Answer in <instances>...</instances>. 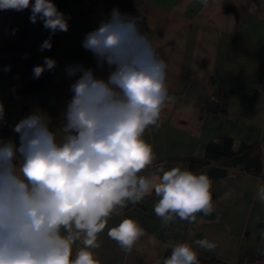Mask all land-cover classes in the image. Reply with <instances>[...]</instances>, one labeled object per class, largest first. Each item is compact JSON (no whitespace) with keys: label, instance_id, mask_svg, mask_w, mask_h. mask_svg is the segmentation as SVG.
I'll use <instances>...</instances> for the list:
<instances>
[{"label":"clouds","instance_id":"clouds-1","mask_svg":"<svg viewBox=\"0 0 264 264\" xmlns=\"http://www.w3.org/2000/svg\"><path fill=\"white\" fill-rule=\"evenodd\" d=\"M26 9L30 22L42 21L49 32L40 45L42 53L51 50L57 33L69 31L70 15L53 0H0V10ZM141 24L138 15L113 7L82 40L97 67L107 66V76L98 77L82 64L66 66V76L74 79L58 125L36 109L15 123L14 138L0 140V264H100L91 250L100 247L98 235L108 219L153 190L159 197L154 212L165 225L175 217L192 223L197 214H211L207 175L179 167L159 169L162 176L140 175L156 159L144 133L158 128L162 110L174 101L168 65ZM56 67L57 61L46 56L34 66L32 77L39 79ZM10 70L11 65L3 68ZM5 123L0 102V127ZM57 127L59 135L53 130ZM257 198L264 202V186ZM107 235L130 251L145 230L124 218ZM78 242L82 247L73 255ZM150 242H157L154 236ZM195 244L208 251L216 247L207 238ZM171 247L163 264H199L191 245Z\"/></svg>","mask_w":264,"mask_h":264},{"label":"crops","instance_id":"crops-1","mask_svg":"<svg viewBox=\"0 0 264 264\" xmlns=\"http://www.w3.org/2000/svg\"><path fill=\"white\" fill-rule=\"evenodd\" d=\"M113 7L142 19L141 31L165 60L169 94L174 101L161 112L158 128L150 127L144 139L156 159L140 175L162 176L174 167L189 170L191 160L202 158L211 141L222 137L256 145L261 171L227 168L225 177L211 181L213 216L197 214L189 223L175 217L163 224L154 212L158 202L153 192L137 204L127 203L108 219L98 235L99 248L92 249L100 264H160L173 245L187 243L204 259L220 264H239L245 257L264 259V202L257 198L264 186V0H69V31L60 32L53 71V86L47 91L7 94L9 86H20L16 76L0 75V102L6 123L0 140L15 137L12 127L22 117L39 109L57 126L71 99L69 79L63 69L82 64L98 77H106L107 66L97 67L90 51L82 47L86 33L98 27ZM59 135L58 127L53 129ZM254 154L257 152L254 151ZM205 167L195 174H205ZM158 182V181H157ZM124 218L134 219L145 230L130 251L122 249L107 232ZM155 237L156 243L150 242ZM207 238L213 250L199 248L195 241ZM82 247H73V255Z\"/></svg>","mask_w":264,"mask_h":264},{"label":"trees","instance_id":"trees-1","mask_svg":"<svg viewBox=\"0 0 264 264\" xmlns=\"http://www.w3.org/2000/svg\"><path fill=\"white\" fill-rule=\"evenodd\" d=\"M69 0H53L58 9L65 13ZM34 3V0H33ZM30 9L24 11L0 10V75L7 74L20 79L16 87L22 95H32L47 91L53 86V71L44 72L39 79H33L34 66L42 64L44 57L56 60L60 44V33L52 39L51 50L40 51L41 43L48 38L49 32L43 28L42 21L33 24L29 20ZM13 30L15 34L13 35ZM11 65V70L4 72L3 68ZM257 153L254 154L253 152ZM221 166L238 169L244 167L247 171L260 172L262 166L261 154L256 145L241 144L234 149V140L222 137L211 141L202 158L191 160L190 171L196 173L205 167ZM168 253L165 258L170 256ZM164 258V259H165ZM163 259V260H164ZM163 260L160 264H163ZM199 264H220L215 259H204L198 256Z\"/></svg>","mask_w":264,"mask_h":264},{"label":"water","instance_id":"water-1","mask_svg":"<svg viewBox=\"0 0 264 264\" xmlns=\"http://www.w3.org/2000/svg\"><path fill=\"white\" fill-rule=\"evenodd\" d=\"M227 173H228L227 168H224L221 166H213V167H209L206 170L205 175H207L209 177L210 182H211L213 180L225 177L227 175ZM198 215H201V214H198ZM213 215H214L213 212H211V214L206 216V217H212Z\"/></svg>","mask_w":264,"mask_h":264},{"label":"built area","instance_id":"built-area-1","mask_svg":"<svg viewBox=\"0 0 264 264\" xmlns=\"http://www.w3.org/2000/svg\"><path fill=\"white\" fill-rule=\"evenodd\" d=\"M262 14L264 15V7L261 9ZM261 85H264V76L261 78ZM16 87L14 86H9L7 89V94H13L16 93ZM212 196V194H211ZM239 264H264V259L260 257H245L241 260Z\"/></svg>","mask_w":264,"mask_h":264}]
</instances>
